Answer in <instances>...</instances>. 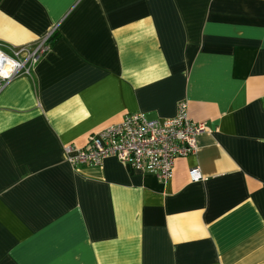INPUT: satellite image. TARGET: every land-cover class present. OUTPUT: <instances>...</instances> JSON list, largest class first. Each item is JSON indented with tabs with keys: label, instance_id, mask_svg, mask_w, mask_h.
I'll return each instance as SVG.
<instances>
[{
	"label": "crops",
	"instance_id": "0c3cea01",
	"mask_svg": "<svg viewBox=\"0 0 264 264\" xmlns=\"http://www.w3.org/2000/svg\"><path fill=\"white\" fill-rule=\"evenodd\" d=\"M55 27L0 88V264H264V0H0L7 54ZM181 100L210 132L170 180L65 161Z\"/></svg>",
	"mask_w": 264,
	"mask_h": 264
},
{
	"label": "built area",
	"instance_id": "2783aa9c",
	"mask_svg": "<svg viewBox=\"0 0 264 264\" xmlns=\"http://www.w3.org/2000/svg\"><path fill=\"white\" fill-rule=\"evenodd\" d=\"M52 29L33 49L15 47L11 54L2 50L0 41V88L20 75H30L38 59L48 50ZM210 132L204 123L191 120L185 100L177 103L176 114L170 119L149 118L144 112L124 115L122 120L92 134L83 147L66 145L65 161L74 169L98 167L107 159L152 173L162 181L173 177L175 161L195 154L198 138ZM192 182L203 179L199 169L189 173Z\"/></svg>",
	"mask_w": 264,
	"mask_h": 264
},
{
	"label": "trees",
	"instance_id": "16d2710c",
	"mask_svg": "<svg viewBox=\"0 0 264 264\" xmlns=\"http://www.w3.org/2000/svg\"><path fill=\"white\" fill-rule=\"evenodd\" d=\"M54 36H55V35H54ZM54 36H53V37H54Z\"/></svg>",
	"mask_w": 264,
	"mask_h": 264
}]
</instances>
